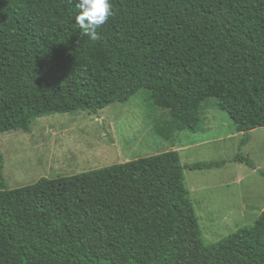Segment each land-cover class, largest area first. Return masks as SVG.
I'll list each match as a JSON object with an SVG mask.
<instances>
[{"label": "trees", "instance_id": "obj_1", "mask_svg": "<svg viewBox=\"0 0 264 264\" xmlns=\"http://www.w3.org/2000/svg\"><path fill=\"white\" fill-rule=\"evenodd\" d=\"M76 3L0 0V133L140 90L168 112L164 140L199 131L210 90L241 143L264 127V0H111L98 41ZM221 164L183 166L170 150L8 189L0 153V264H264V211L239 236L201 239L183 168Z\"/></svg>", "mask_w": 264, "mask_h": 264}, {"label": "rangeland", "instance_id": "obj_2", "mask_svg": "<svg viewBox=\"0 0 264 264\" xmlns=\"http://www.w3.org/2000/svg\"><path fill=\"white\" fill-rule=\"evenodd\" d=\"M199 103V131L174 132L168 140L155 134L159 117L166 118L168 112L153 108L145 90L95 115L50 114L34 119L28 130L1 132L7 188L175 150L183 166L222 163L211 169H183L203 243L239 236L264 211V127L250 130L241 143L243 134L220 109L217 90L205 91ZM238 155L246 162L237 160Z\"/></svg>", "mask_w": 264, "mask_h": 264}, {"label": "clouds", "instance_id": "obj_3", "mask_svg": "<svg viewBox=\"0 0 264 264\" xmlns=\"http://www.w3.org/2000/svg\"><path fill=\"white\" fill-rule=\"evenodd\" d=\"M75 6L78 9L75 22L81 34L98 41L101 37L97 30L114 14L111 0H77Z\"/></svg>", "mask_w": 264, "mask_h": 264}, {"label": "crops", "instance_id": "obj_4", "mask_svg": "<svg viewBox=\"0 0 264 264\" xmlns=\"http://www.w3.org/2000/svg\"><path fill=\"white\" fill-rule=\"evenodd\" d=\"M237 131V130H236ZM192 133H195V132H192ZM241 133V132H240ZM178 153V152H177ZM179 155V154H178ZM243 158V157H242ZM180 159V158H179ZM189 165V164H188ZM185 166V165H184ZM184 168H186V167H184ZM183 168V169H184ZM189 198H190V195H189ZM190 200H191V198H190ZM191 202H192V200H191ZM193 204V203H192ZM194 207V206H193ZM195 209V208H194ZM196 212V211H195Z\"/></svg>", "mask_w": 264, "mask_h": 264}]
</instances>
